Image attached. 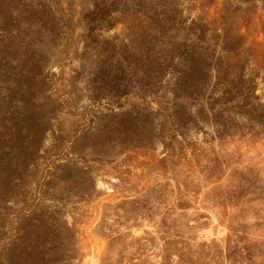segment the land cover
<instances>
[{
    "label": "trees",
    "instance_id": "obj_1",
    "mask_svg": "<svg viewBox=\"0 0 264 264\" xmlns=\"http://www.w3.org/2000/svg\"><path fill=\"white\" fill-rule=\"evenodd\" d=\"M131 1L153 32L140 51L124 43L116 51L112 41L96 39L119 22L114 13L126 0H93L83 15V57L98 56L93 74L100 85L93 102L104 91L116 100L135 95L140 102L124 112L105 113L103 123L92 121L66 139L54 135L59 105L47 93L53 81L39 47L46 36L58 39L62 8L55 0H0V264H78L76 230L63 207L92 187L91 163L155 142L162 145L163 160L172 161L196 145L198 133L208 144H225L250 130L264 131V100L257 93V74L247 71L241 28L217 27L201 15L189 18L176 0H149V10L140 8L143 0ZM243 1L251 3V12L254 2L264 3ZM260 31L264 37V22ZM68 112L75 113L71 104ZM81 114L88 119L85 111ZM50 133L56 142L46 147ZM226 159L216 157V172L212 162L206 167L216 188L225 187L217 199L261 198L264 175L254 171L256 163L232 159L230 166Z\"/></svg>",
    "mask_w": 264,
    "mask_h": 264
},
{
    "label": "rangeland",
    "instance_id": "obj_2",
    "mask_svg": "<svg viewBox=\"0 0 264 264\" xmlns=\"http://www.w3.org/2000/svg\"><path fill=\"white\" fill-rule=\"evenodd\" d=\"M55 1L62 8V31L55 41L46 36L39 47L48 58L46 72L53 81L47 93L59 105L53 119L54 135L68 139L92 121L103 123L105 113L130 110L140 100L135 95L116 100L106 91L101 99L91 100L100 85L93 74L98 56L92 52L83 57V15L93 0ZM176 1L189 18L201 15L217 27L231 23L241 28L247 71L257 74V93L264 100V37L260 31L264 3L254 2L256 9L251 12V3L243 0ZM149 4L143 0L140 8L149 10ZM135 8L138 5L131 0L122 2L114 13L119 22L100 31L96 39L112 41L116 51L121 52L123 43L140 51L144 37L153 32ZM70 104L74 114L68 112ZM84 111L88 119L81 117ZM54 135H48L46 147L56 142ZM203 137L198 133L196 145H188L186 155H176L172 161L163 160L162 145L155 142L150 147H128L107 162L91 163L92 187L81 200L63 207L67 223L76 230L74 263L264 264V195L250 202L235 197L217 199L225 187L216 188L206 173L209 162L216 172V157L222 155L229 161L253 160L254 171L262 170L264 175V131L250 130L225 144L216 140L208 144ZM209 145L214 146L213 152ZM59 149L55 146L53 152ZM259 183L256 188L263 186ZM69 200L75 199L71 196Z\"/></svg>",
    "mask_w": 264,
    "mask_h": 264
}]
</instances>
